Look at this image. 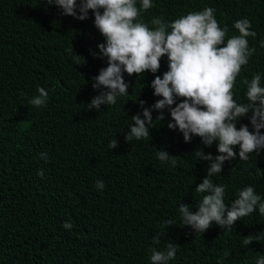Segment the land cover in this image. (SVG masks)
I'll list each match as a JSON object with an SVG mask.
<instances>
[{
	"label": "trees",
	"instance_id": "1",
	"mask_svg": "<svg viewBox=\"0 0 264 264\" xmlns=\"http://www.w3.org/2000/svg\"><path fill=\"white\" fill-rule=\"evenodd\" d=\"M152 4L142 13L145 22L156 16L171 22L189 11L213 7L231 36L238 34L236 20H250L257 35L248 41L256 51L237 78L235 98L243 102L242 80L254 73L262 75L264 86V0ZM60 12L44 0H0V264H151V249L164 250L169 242L178 247L168 264H256L264 256V241L242 247V240L264 232L258 209L230 231L215 223L203 234L181 226L178 206L198 210L201 194L194 189L208 164L193 153L202 148L216 155L215 143L205 147L196 136L185 143L182 133L167 127V110L163 121H153L151 138L125 141L131 116L142 111L137 101L150 107L160 99L150 87L151 73L125 74L127 96L118 97L114 106L88 110L99 94L91 78L106 67V60L91 55L99 51L96 46L103 37L91 11L84 21ZM83 57L86 63L78 65ZM165 71L166 57L156 75ZM38 87L48 91L44 107L29 103ZM158 114L152 112L154 120ZM240 124L251 129L248 117ZM114 138L117 147L109 149ZM158 150L177 155L176 167L160 162ZM40 169L43 178L37 175ZM261 169L264 151L247 161L237 155L211 179L225 186L226 204L247 185L264 198V175H257ZM97 180L104 182L103 190L95 187ZM166 219L177 226L166 228ZM66 221L73 224L71 230L63 227ZM157 234L159 244L153 243ZM225 251L230 255L225 257Z\"/></svg>",
	"mask_w": 264,
	"mask_h": 264
},
{
	"label": "clouds",
	"instance_id": "2",
	"mask_svg": "<svg viewBox=\"0 0 264 264\" xmlns=\"http://www.w3.org/2000/svg\"><path fill=\"white\" fill-rule=\"evenodd\" d=\"M44 3L55 5L61 10V16L80 21L89 19L91 11L94 27L103 37V42L96 46L99 51L91 52V55L106 60V67L91 78L92 87L99 94L87 104L88 110H100L102 104L114 106L118 97L127 96L129 84L125 74L129 77L153 74L150 87L153 95L160 99L150 107H146L143 100L137 101L142 111L131 116L130 130L124 135L126 142L151 138L153 121H163L164 110H167L170 115L167 127L182 133L185 143L194 136L199 137L205 147L215 143L216 155L205 153L202 148L193 153L208 164L205 177L194 189L201 194L196 205L198 210L191 211L192 206L188 204L178 206L181 226L203 234L215 223L230 231L237 221L257 209L259 215L264 216V198L253 186L239 189L236 198L226 204L225 186L211 179L221 174L225 162L235 160L237 155L239 160L247 161L251 154L259 155L264 151L262 75L257 72L250 80L243 79L246 86L244 100L238 102L235 98L237 78L256 51L248 41V37L255 39L257 35L250 20H236L233 28L238 34L229 36L228 27L220 26L213 7L189 11L171 22L162 16L145 22L142 13L153 7L152 0H44ZM261 47H264V40ZM66 51L72 53L73 46ZM164 57L167 58V71L162 76L156 75ZM84 63L85 58L78 65ZM37 91L38 95L29 103L35 107L46 106L48 91L44 87H38ZM153 111L159 113L155 120ZM244 117H248L251 129L248 124L237 126ZM115 147L116 138L108 144L109 149ZM176 156L157 151L159 161L172 167L177 165ZM41 158H46V154L42 153ZM37 175L43 178L44 170H38ZM257 175H264V170L258 171ZM95 187L103 190L105 184L97 180ZM163 223L166 228L177 226L173 219ZM63 227L71 230L73 224L66 221ZM254 241H264V232L243 236L242 247ZM153 243H160V234L153 237ZM177 247L178 244L169 242L164 250L152 248L151 264H168L176 258ZM229 255L230 252L225 251L224 256ZM256 264H264V256L258 257Z\"/></svg>",
	"mask_w": 264,
	"mask_h": 264
}]
</instances>
